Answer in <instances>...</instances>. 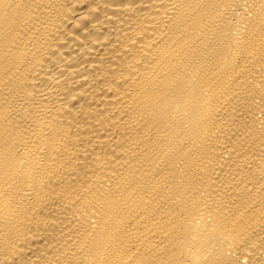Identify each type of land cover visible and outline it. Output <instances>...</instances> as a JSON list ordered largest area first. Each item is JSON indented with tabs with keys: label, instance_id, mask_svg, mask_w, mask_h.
<instances>
[{
	"label": "bare ground",
	"instance_id": "bare-ground-1",
	"mask_svg": "<svg viewBox=\"0 0 264 264\" xmlns=\"http://www.w3.org/2000/svg\"><path fill=\"white\" fill-rule=\"evenodd\" d=\"M0 264H264V0H0Z\"/></svg>",
	"mask_w": 264,
	"mask_h": 264
}]
</instances>
